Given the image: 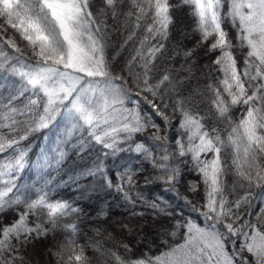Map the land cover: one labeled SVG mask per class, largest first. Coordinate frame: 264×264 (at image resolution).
<instances>
[{
  "label": "snow or ice",
  "instance_id": "obj_1",
  "mask_svg": "<svg viewBox=\"0 0 264 264\" xmlns=\"http://www.w3.org/2000/svg\"><path fill=\"white\" fill-rule=\"evenodd\" d=\"M178 2L192 6L196 30L201 34L199 43L211 37L207 51L220 52L212 65L223 78L216 85L209 83L207 89L214 97L211 103L217 117L225 122L223 129L207 127L204 118L187 107L191 97L180 98V89L191 85L192 65L176 69L157 64L166 51L163 41L168 37L177 4L170 0H102V8L94 15L90 0H0V72L8 73V77H0V154L8 150L13 153L9 162L0 165V214L16 209L13 221L0 223V264L22 260L19 252L26 244L57 228L69 234L77 230L75 223L61 225L58 221L78 213V208L68 202L49 201L43 189L36 199H22L16 194L19 175L30 164L41 170H59L69 147L83 158L94 146L99 147L100 157L124 151L142 156L157 173L153 179L169 186L166 191L175 190L181 173L179 162L190 155L205 185L204 203L199 208L192 205L193 211L203 217V226L190 217H173L158 235L174 238L179 234L180 242L167 246L159 255L145 252L127 262L109 250L116 264H249L244 252L251 254V264H264V207L256 214V223L245 219L251 215L246 209L253 192L245 191L229 201L221 180L227 163H222L221 153L230 149L240 186L264 188V0H231L229 16L238 26L237 39L249 49L243 69L237 68L233 44L223 27L221 0ZM109 19L113 21L111 28ZM7 28L20 35L25 42L23 48L11 37L3 36ZM141 28L143 36L121 74L106 56L110 36L126 32L120 45L123 49L137 40ZM191 55V51L184 53L185 58ZM10 77L18 78L11 86L7 83ZM172 96L177 98L171 100L170 107ZM141 101L150 109L143 115L139 111ZM129 104L132 106L127 107ZM236 106L242 109L238 122L232 120L230 112ZM164 110L180 116L182 135L174 140L171 150L167 137L171 122ZM153 116L164 122V135ZM38 132H44L42 140L48 144L30 161V149L19 146ZM147 132L151 135L145 139L162 155L154 156L143 140H135ZM222 132L226 138H222ZM100 157L80 172L77 181L96 180L135 203L129 193L137 183L138 170L123 166L122 171L109 175ZM151 182L146 178V184ZM190 190L197 192L198 185L191 184ZM136 195L141 203L145 202L143 196ZM149 206L164 213L165 218L172 216L155 201ZM237 240L241 241L239 249ZM225 241L230 242L231 252ZM72 244L67 241L52 253L58 264H89L83 248ZM123 247L130 251L128 245Z\"/></svg>",
  "mask_w": 264,
  "mask_h": 264
},
{
  "label": "trees",
  "instance_id": "obj_2",
  "mask_svg": "<svg viewBox=\"0 0 264 264\" xmlns=\"http://www.w3.org/2000/svg\"><path fill=\"white\" fill-rule=\"evenodd\" d=\"M170 2L178 6L172 12L173 23L169 26L167 39L163 41L166 51L163 57L157 61V64L160 67L167 66L176 69H180L181 65H192L193 78L191 85L180 89V98L191 97V103L187 107L194 114L199 113L204 118L202 122L207 127L223 129L226 126L225 122L217 117L211 103L214 97L207 89L209 83L216 85V81L223 78L212 65L213 60L220 55V52L219 50L207 51L213 39L211 37L208 42L199 43L201 34L196 30V17L193 15L192 6L179 5L178 0H170ZM221 2V14L224 17L223 27L228 32V38L233 44L232 53L236 58L237 68L243 69L244 60L249 49L247 46L241 45L237 39L238 26L233 25L229 16L231 0H221ZM90 6L93 14L96 15L97 10L102 8V0H90ZM125 11H127V8H125ZM0 24H3L2 19H0ZM108 24L111 28L113 21L109 19ZM2 34L5 38L11 37L18 46L24 47L25 42L11 28H7V31ZM126 35L127 33L124 31L113 32L106 50V56L113 63L115 70L121 74L125 71L124 65L133 54L137 41L143 36V29L141 28L138 32L137 40L130 42L121 49L120 45ZM4 50L8 51L10 55L12 54L7 47ZM188 51H191L192 55L185 58L184 53ZM173 56L175 58L170 59ZM113 57H115L114 60ZM134 70L139 71V69ZM0 77H8V73L0 72ZM16 80L18 78L10 77L7 79V83L11 86ZM7 94V92L3 93L5 96ZM141 95L147 94L142 93ZM176 98L175 96L170 97V107L171 100ZM148 99H152V97L149 95ZM139 111L143 115L150 109L146 103L141 101ZM164 111L171 122L167 132L171 150L175 147L174 140L177 136L182 135L178 126L180 116L173 114L170 110ZM230 112L232 120L238 122L242 109L236 106ZM152 118L160 125L161 135H164L165 125L162 119L158 116ZM43 135L44 132L34 133L19 146L20 148L30 149V161L39 155L41 147L48 144L47 141L42 140ZM150 135L151 132H147L143 136L137 135L135 140L137 142L143 140L147 147L152 148L153 155L158 157L162 155L159 148L145 139ZM222 138H226V134L223 132ZM124 147L128 146L124 145ZM67 153L66 160L59 167V170L56 168L41 170L31 166V164L27 166L17 180L18 189L16 194L20 195L22 199H36L43 189L47 192L49 201L70 203L80 211L65 216L58 223L61 225L75 223L77 230L74 234H69V232L57 228L46 237L31 240L20 250L19 256L22 257V260L16 261L15 264H58L57 257L52 253L57 251L61 245L66 244L67 241H72L73 247L83 248L85 255L89 258V264H116L114 257L109 254V250L127 262L142 257L145 252H148L149 255H159L160 252L166 250L167 246L180 242L179 234L174 238L162 234L158 235V232L163 233L165 231L167 225L173 221V217L181 220L184 217H190L203 226V217L198 212L193 211L192 205L199 208L204 203L205 185L202 174L195 169L190 155L182 158L183 162H179L181 173L179 181L175 185V190L166 191L165 189L169 188L168 185L153 179L157 173L151 162L142 156H138L133 151H124L106 158L100 157V149L95 146L83 158L78 156L71 147L67 149ZM12 156V150L0 154V165L9 162ZM97 157L103 160L109 175L122 171L123 166H127L133 171L138 170L135 176L137 183L129 193L135 203H129L121 194L105 189L96 180L80 179L77 181L76 177L79 176L80 172L85 167H90ZM207 159H210V153ZM221 161L222 163L227 161L221 176L224 195L229 201H233L243 195L245 191L253 192L251 204L246 209L251 215H246L244 218L256 223V214L264 207V195H262L264 194V188L249 189L246 186L243 188L240 186V179L231 163L230 149L227 153L222 151ZM146 178L152 182L146 184ZM115 182L113 176V183ZM191 184L198 185L197 192L190 190ZM136 193L144 197V203L140 202ZM185 197L191 201V205L185 202ZM153 201L159 203L160 207L165 209V213H172V216L165 218L164 213L152 209L149 205ZM22 208L23 206H20L19 210H22ZM241 211L243 213L245 209ZM138 213H143V215H138ZM15 218L16 209H9L0 214V223L8 224ZM261 220L264 221V214L261 215ZM161 224L165 227L162 228ZM124 225H127L128 228H124ZM128 229H131V232ZM164 241H167V244ZM240 242V240L236 241L237 249H239ZM225 244L227 250L231 252L230 242L225 241ZM123 245H128L130 251L126 250ZM242 255L247 257L249 264H251L253 260L251 254L244 252Z\"/></svg>",
  "mask_w": 264,
  "mask_h": 264
},
{
  "label": "rangeland",
  "instance_id": "obj_3",
  "mask_svg": "<svg viewBox=\"0 0 264 264\" xmlns=\"http://www.w3.org/2000/svg\"><path fill=\"white\" fill-rule=\"evenodd\" d=\"M131 106H132V105H130V104L127 105V107H131ZM211 158H212V154L210 153V159H211ZM210 159H209V160H210Z\"/></svg>",
  "mask_w": 264,
  "mask_h": 264
}]
</instances>
